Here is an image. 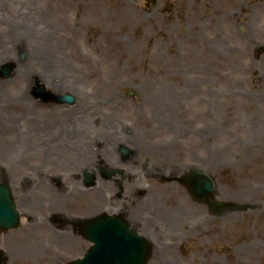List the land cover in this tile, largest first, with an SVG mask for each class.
<instances>
[{"label": "rangeland", "instance_id": "1", "mask_svg": "<svg viewBox=\"0 0 264 264\" xmlns=\"http://www.w3.org/2000/svg\"><path fill=\"white\" fill-rule=\"evenodd\" d=\"M30 25L24 58L17 52L20 34L0 33V64L16 60L10 77L0 76V159L14 153L20 175L35 171L46 160L42 142L56 143L63 128L70 163L41 166L61 171L67 184L79 182L72 175L80 173L77 163L92 166L93 136L129 129L139 143L158 146L164 125L174 124L180 155L188 146L189 165L204 162L217 198L232 205L214 215L190 198L195 215L209 219L198 216L187 233L177 227L178 238L162 234L146 264H264V0H36ZM34 76L53 92L73 91L78 107L35 95ZM93 106L99 129L95 115L87 119ZM26 112L34 122L21 117ZM103 140L102 146L110 141ZM34 179L33 222L26 231L24 223L17 228L23 232L7 252L8 264H63L88 244L72 225H42L47 199L56 207L59 192L45 196L41 190L51 181ZM82 186L80 193L91 191ZM75 195L73 212L64 203L74 217L82 203ZM8 239L0 233L1 246Z\"/></svg>", "mask_w": 264, "mask_h": 264}, {"label": "flooded vegetation", "instance_id": "2", "mask_svg": "<svg viewBox=\"0 0 264 264\" xmlns=\"http://www.w3.org/2000/svg\"><path fill=\"white\" fill-rule=\"evenodd\" d=\"M35 5H36V0H0V33L5 32L7 35L9 34V36L20 34L19 36H21L22 39L17 42V47H20L22 49L28 47L25 46L26 45L25 42L29 41V36L33 30L31 28L30 22L35 15ZM20 48L19 49L17 48L18 49L17 52L21 50ZM4 78L7 79L9 77H4ZM4 78L1 77L2 80H4ZM21 117L25 119L31 118V123L33 120H35L33 118L35 117V115H30L27 112L22 114ZM134 144L136 145V147L131 148V150L127 154L119 151L118 149L119 144L115 147L113 153L114 155H117V160L122 166H115L113 168H110L108 176L105 175V169L103 166L100 165V161H98L99 158L98 155L100 153H98V150L92 147L93 154L91 159L94 161V163L91 164L93 168H91L90 170H92V172L95 174V177L97 176V174H99V176L103 178H108L111 184L110 186L114 188L113 196L111 198L114 199L115 202H118L120 206V209L117 211V213L122 214L123 217L127 219L130 225L129 227H132L134 230L141 233L140 232L141 227L146 228L147 225H150L149 222H144V219L157 218L155 211L157 206H158V213L160 214V210H161L162 211L161 215L163 216V211L165 209H167L169 206L170 207L174 206L175 205L174 203L178 202L179 192H180L179 182H181V179H183V175H180L178 171L165 172L163 170L164 163H159L160 159L158 156H156L158 154L154 151V149L152 150L147 149L146 148L147 144H145L144 142L142 143L138 142ZM172 144L173 143H171V145ZM92 145L97 147L101 144L99 140H96V142L93 141ZM173 148H175V146ZM172 153L174 154V152ZM175 157H180V156L177 154ZM181 157H185V156H181ZM17 159L18 158L17 156L14 155V153L13 155L7 158L1 157L0 180L5 179L6 181H8L10 187L12 184L11 191H12L13 201L19 211L21 221L24 219L23 222H25L24 224L26 225L24 226L23 230L25 229L28 230L31 225V222H33V213H34L33 210L35 207V201L32 199L31 191L33 189H36V187L39 185V183L35 184L34 178L35 175H37L39 178L45 177L51 181V183H49L48 186H44V189L41 190L44 192L45 196L47 195L51 196L52 195L51 193L59 192V198H58L59 200L57 201L56 207L53 206L54 198L47 199L48 202H46L45 199L46 203L43 207V210L45 213L47 211L48 212L44 216V219L41 222L42 225L49 226L53 229H58V230L64 228L67 225H72V228L75 229L77 232H79L80 231L79 228L81 226V222L82 219L84 218V215L81 214L79 210L78 211L76 210V212L79 214L76 215L77 218L74 217V214H71L69 216L68 209H66L64 205L65 200H67V192L66 193L64 192L67 191V185L63 180L62 172L57 171L53 168L38 169L39 167H37L34 169L35 171L30 172V170H28L27 173L20 175L18 170L19 160ZM4 160H6L8 163L4 164ZM147 164L151 166L150 170H144L143 165L146 166ZM124 165H127V167H125ZM178 166H179V161H178ZM135 171L137 173H135ZM83 173H84V169H80L79 174L77 172V174L74 173L72 175L74 178H77L76 180L78 179L80 180L79 182L77 181L78 183L81 182L80 185L81 184L84 185ZM131 181H135L139 184V187L133 192L135 198H143L149 192L153 194V204L146 205L144 207L140 206L138 210V214L140 215L139 220L137 219V217L131 216L130 207H132L131 206L132 203L129 205L128 199L125 196L126 195L125 185L127 183L129 184V182ZM96 182L97 181L95 179V181L90 186L94 187ZM82 185L80 188L83 187ZM183 186L184 188L187 189L185 183H183ZM165 187H168V189L164 190ZM187 191L189 196L188 201L190 200V198L191 201L192 199L195 200L193 195L189 193L188 189ZM41 193L42 192H40V194ZM79 194L80 191L78 190L77 195ZM171 197H172V201H171ZM76 198H78L76 195L72 197V199H76ZM189 202L188 204L190 205L188 204L187 205L191 207V202L190 203ZM46 204L48 206H46ZM70 207L71 209L73 208L72 205ZM208 208L211 211V207L208 206ZM130 219H132L133 222L130 221ZM168 223H170V221ZM21 226L23 225L20 224L17 228ZM17 228L13 229L16 230L15 233H6L8 231L0 230V233H5L6 236H8L9 238L6 248H3L4 251H6L5 255L7 258H8L7 252L9 249L13 250L14 242L16 241V238L19 236L18 233L21 231L23 232V230ZM57 236H58L56 237L57 239L61 238V236L59 237V234ZM151 237L153 242L154 240H156V243H160L157 242V237L153 235H151ZM18 239L19 237L17 238V240Z\"/></svg>", "mask_w": 264, "mask_h": 264}, {"label": "bare ground", "instance_id": "3", "mask_svg": "<svg viewBox=\"0 0 264 264\" xmlns=\"http://www.w3.org/2000/svg\"><path fill=\"white\" fill-rule=\"evenodd\" d=\"M30 43H31V40H30V37H29V41L25 42V44H26L25 46H28V48H29V46L31 45ZM34 50L35 49L33 47L31 49V51H34ZM37 77H38L39 82H42L43 84L48 85L45 82V80L43 81L39 76H36V78ZM70 93H72V95L75 94L73 91L72 92L70 91ZM73 105L74 106L76 105V107H78L77 105H79L78 101L76 99V95H74L73 102L71 104H68V105H65V106H73ZM73 109L75 110L76 108H73ZM88 110H90L91 113H90V116L89 115L87 116V119H93L95 117V126H93V124H91V127L93 126L96 129H99L101 127V126L98 125L99 124L98 118L100 117V114L96 113V110H95L94 106L91 109L88 108ZM92 115L93 116L95 115V116L92 117ZM17 116H18V114H17ZM96 116H98V118ZM1 118L2 117L0 116V119ZM33 118L35 119L36 116L33 117ZM3 122H4V120H3ZM165 122H166V120H165ZM36 128L38 129V133L42 130V128H40V126L39 127L36 126ZM74 129L76 131L79 129L77 124L74 125ZM176 129L177 128L175 127L174 124H167L166 123L164 125V131H163V132L166 133V135L160 137L161 138L160 145L157 146L155 144H152V143L149 144V143L145 142V144H147V146H146L147 149H150V150L154 149V151L158 154L156 156H158L159 159H160L159 163H164L163 164L164 165L163 170L165 172H170V171L177 172L178 171L180 173V171H184L185 170V168L183 166H181V165L190 161L189 157H181L183 155H186L187 152L188 153L190 152L188 150V146L183 151H181V152H183V154L180 155L179 147L178 148H173L175 143H173L171 145L168 142V140L172 142V141H175V140L178 139V136H177V132L178 131ZM32 131L36 132L34 130H29V132H32ZM60 131H62V133L66 134V132H63L64 131L63 128ZM60 131L56 132L57 135L54 136V140L56 141V143L57 142L60 143L61 142L60 139L62 138V142L60 144H58V145L56 143L51 144V142H48L46 140H44L42 142L43 144H46V146L43 147L44 148L43 152H45V157H46V158H43V156H42V160L46 159V160H44L42 162L43 166L46 165L47 161L50 163L51 167H56L59 164H61L62 166H66L67 164L70 163V161L68 160L69 158L65 154H63L64 152L62 151V146H63L62 143H63V138L64 137H62V133ZM101 133H102V135L98 134V136H96V135L93 136L92 137V141L96 142V140H99V142L101 144V141H100L101 138H104L103 141L115 140V143H117L118 141L125 140L126 142H129L130 144H132L134 147H136V145L134 143L141 142V141L137 142V141L134 140V137L137 136V135H134V134L131 135L130 134V135L127 136V134L121 133V132L117 131V129L115 131H109L108 134H105L104 132H101ZM113 133L115 135H113ZM72 136H74V135H72ZM74 137H75L76 141H78V138L76 136H74ZM163 140H165V141H163ZM107 144L105 146H102V144H101V145H99L97 147L93 146L92 144L90 145L91 147H94V149L98 150V153H100L98 155L99 156L98 161H100V165L107 163L108 160L111 161V160L114 159V153L112 152V150L110 148V144H108V145ZM171 151L174 152L175 155ZM177 154L180 157H175ZM177 160L179 161V166H178V161ZM91 162L94 163L93 160ZM42 164H40L39 167L42 168V166H41ZM77 164L79 165L78 167L80 169L90 170L91 168H93L92 166H87L86 167V165L82 166L79 163H77ZM200 165H201L200 167H202L203 169H207L206 168L207 165L204 162H202V164H200ZM143 167H144V170H150L151 169V166H149V164H147L146 166L143 165ZM135 173H137V172L135 171ZM65 184L67 185V190H68L67 191V199H68V201H70L69 205H72L74 203V199H72V197L76 194V192H78V190L80 189L81 185H80V187L78 189L77 188V184H78L77 181L76 182L75 181L74 182L70 181L68 184L67 183H65ZM110 185L111 184H110L109 181L101 179V180H99L97 182L95 189H94V187H95L94 186V187L89 189L91 191L87 190V192H85V194H83L81 192L80 193V196H81L80 198L82 199V203L79 204L76 209L79 210V212L81 214H83V215L89 214L91 212H98V211H101V210H106L109 213L110 212H115L116 213L120 209V206H119L118 202H115L114 199H112L110 197L111 196V192L113 190ZM73 186H74V189L72 188ZM138 187H139V184L137 182H135V181H131V182H129V184L127 183L125 185V194H126L125 196L128 199L129 205L132 203V205H131L132 207H130L131 216L132 217H137V219L139 220L140 219V215L138 214V210H139L140 206L144 207L146 205L153 204V194L151 192H149L143 198H135L133 192ZM167 189H168V187L164 188V190H167ZM248 189H249L248 185L246 184V186H244L243 189H241L242 190L241 192H246ZM183 194L184 193H182V191L180 190L178 202L174 203L175 204L174 206H172V207L169 206L167 209H165L163 211V216L161 215V212H162L161 210H160V214L158 213V206H157L156 209H155L157 218L156 219H150V218L149 219H144V222H149L150 225H147L146 228H142L141 227V229H140L141 234H144V236H147V237H150L151 235H153V236L157 237V241L160 242V239H162V234H168V235L174 236L176 238L180 237L179 231L177 232V230H176L177 227H180V228H183V229L187 228L186 233L189 232L191 230L190 227H193V222L195 223V220L197 219L198 216H200V219H204L205 221H207L209 219V217H204L203 216V218H202L201 214H196L195 215L194 206L193 205H191V207L188 206V205H190V204H188V202L190 200L188 201V198L186 199ZM83 199H84V201H83ZM18 201H19V199H18ZM171 201H172V197H171ZM130 221L133 222L132 219H130ZM169 221H170V223H168ZM50 235H51L52 238L54 237V233L50 232ZM68 240L70 241V243L73 242V240L70 237H68ZM163 240H165V239H163ZM32 241L33 240L31 238H27V240H26V242L29 243V244H33ZM33 246L34 245H32V247Z\"/></svg>", "mask_w": 264, "mask_h": 264}, {"label": "water", "instance_id": "4", "mask_svg": "<svg viewBox=\"0 0 264 264\" xmlns=\"http://www.w3.org/2000/svg\"><path fill=\"white\" fill-rule=\"evenodd\" d=\"M13 66L12 62L3 63L0 66L2 75H8ZM34 91L36 95L44 99H53L57 102L72 103L74 95L70 92H53L48 89L44 84L40 83L36 78ZM190 187L197 195H204L206 193H213L215 183L211 177L205 172L196 169L193 171ZM202 197V196H201ZM216 206L221 202L215 201ZM100 222L106 227H101L99 230L93 228L92 223L86 228V235L88 239L93 241L89 245L83 256L75 258L66 264H145L147 256L151 250V245L142 236L136 234L131 229L126 227V223L118 217L109 216L108 214L100 215ZM19 214L15 208L14 201L11 196L9 186L5 181H0V227L8 229L18 225ZM95 221V220H94ZM114 223L117 232L111 233L105 228L109 224ZM98 231V233H97ZM5 259L3 251L0 249V263Z\"/></svg>", "mask_w": 264, "mask_h": 264}]
</instances>
